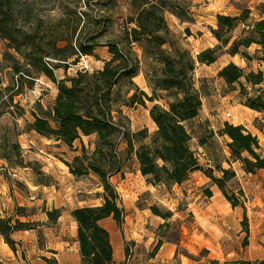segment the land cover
Returning a JSON list of instances; mask_svg holds the SVG:
<instances>
[{"label": "rangeland", "instance_id": "rangeland-1", "mask_svg": "<svg viewBox=\"0 0 264 264\" xmlns=\"http://www.w3.org/2000/svg\"><path fill=\"white\" fill-rule=\"evenodd\" d=\"M176 1L187 7L192 5L190 0ZM15 5L16 24L35 35L38 40L42 39L46 49H49L47 46L50 41L56 38H68L75 44L77 41L97 36L96 42L99 45L95 48L94 55L81 56L76 63L71 58L65 67L63 64L55 68L54 75L58 80L72 77L78 70L86 69L91 72L101 68L111 55L104 44L119 41L126 20L135 14L130 0H16ZM253 5L256 7L253 11L250 10L249 21L259 19L258 14L264 12V4H251ZM245 6L247 3L240 4L239 8ZM189 11L191 21L180 22L168 12L165 18L171 40L195 57L203 47L209 45L212 28L211 22L201 20L194 10ZM246 28L243 26L237 32L241 33ZM64 43L60 40L58 45ZM133 51L141 60V71L133 81L151 95L145 74L151 75L155 71L154 64L142 58V50L138 46H133ZM221 54L222 52L217 58L218 62L213 65L197 63L193 73L195 86L202 93V106L199 116L189 122L187 127L192 134L191 147L201 166L205 168L216 163L226 167L225 162L229 158L227 139L226 136L219 135V131L226 121L232 124L233 121L240 122L239 118L233 120L226 113L231 112L230 106L234 102L243 104L244 100L237 84L227 86L218 77L219 67L223 63ZM254 56L264 63V52L255 53ZM47 60L58 63L53 59ZM243 69L249 71V68ZM29 70L30 73L27 72ZM125 88V85L121 86L122 90ZM245 88L249 94L255 93L250 86L246 85ZM56 94L55 83L32 70L25 58L0 37V144L3 140H7L9 145L18 143L23 161L20 166L15 163L10 165L0 159V177L11 186L12 193L22 191L29 195L25 179L42 180L45 184L51 182L50 186L59 188L60 180L66 184L71 174L65 162L75 165L74 157L81 155L82 144L88 152L95 146V136H84L69 147L28 130L27 123L33 119L32 112L39 107L48 110ZM171 99L173 96L169 92L158 91L155 101L146 102L145 106H123L127 126L132 131L147 128L148 133L152 134L155 126L149 116V109L154 103L165 105ZM254 122L262 128L258 123L260 121ZM119 143L122 166L119 172L111 176L112 179L110 177V182L121 197L124 223L121 228L115 229L117 237L109 232L114 250L123 251L120 255L124 259L118 264H258L264 259V170L251 176L240 175L227 181L225 185L228 194L235 195L245 207L248 228L245 231L241 224L243 208L239 205L231 206L203 171L192 172L181 184L154 186L141 176L134 156L126 155L125 143ZM18 172L22 175H18ZM213 174L220 175L217 171ZM77 178L81 181L75 191L79 200L94 201L100 195L93 192L98 184L100 186L98 176L90 172ZM206 189L211 191V196H207ZM91 190L92 194H88L87 191ZM12 193L6 191L4 198L9 199ZM38 193V196L33 194L36 203L25 208L24 213L29 217L21 219L32 221L34 226L45 219V209H50L47 200L42 197L43 193ZM2 199L3 195L0 194V209ZM150 206L173 213L169 220L170 228H159L164 220L156 217ZM234 208H237L239 215L235 210L231 211ZM59 209L61 213L68 212L70 205H63ZM108 223L115 222L111 219L102 222L109 231ZM159 241L161 245L155 251Z\"/></svg>", "mask_w": 264, "mask_h": 264}, {"label": "trees", "instance_id": "trees-1", "mask_svg": "<svg viewBox=\"0 0 264 264\" xmlns=\"http://www.w3.org/2000/svg\"><path fill=\"white\" fill-rule=\"evenodd\" d=\"M130 2L135 14L126 20L119 41L104 44L111 55L103 66L91 72L78 70L74 76L58 80L54 75L55 68L63 64L65 67L71 58L76 63L81 56L94 55L99 45L97 36L75 44L68 38H56L50 41L47 46L49 49H46L42 39L38 40L16 24V0H0V37L25 58L32 70L45 75L57 87L52 106L48 110L39 107L32 112L33 119L27 123L28 130L69 147L84 136H95V146L91 152L86 151L82 144L81 155L74 157L75 165L65 162L73 176L92 172L98 176L103 187L102 204L77 207L70 212L77 224L81 264H110L113 259L110 234L102 222L111 219L121 226L124 221L121 197L110 182V177L119 172L122 166L118 151L120 141L126 145V155H133L136 159L138 171L148 184H181L192 172L201 170L233 207L244 205L225 189L226 182L236 176L231 162L239 161L245 173L264 170V147L260 145L258 137L244 126L224 122L219 135L229 140L226 143L229 152L226 162L229 167L216 163L206 168L201 166L191 147L192 134L187 127L189 122L199 116L202 106V93L196 88L193 78L196 64H213L226 46L225 52L229 55L240 54L251 60L253 57L247 53V48L252 44L264 48V19L249 21L250 9L247 7H241L237 15L217 14L216 28H212L211 33L219 43L201 50L193 57L171 40L165 18L168 12L180 22L191 21L187 6L176 0ZM240 24L248 27L249 32L243 29L242 35L231 41V32ZM186 30L188 32V28ZM60 40L65 42L64 45H58ZM133 46L142 50L145 61L150 60L154 64L155 71L151 75L145 74L151 95L133 81L141 71V60L133 51ZM47 58L58 63H52ZM17 72L20 73L19 70ZM218 77L227 86H239L244 96L243 104L247 108L264 113V89L260 86L264 82L263 71H245L229 62L218 70ZM122 85L126 87L124 90L121 89ZM246 85L254 90L253 95L246 92ZM158 91L169 92L173 99L165 105L154 103L149 109V116L155 126L153 133L149 134L147 128L132 131L127 126L122 107L145 106L146 102L155 101ZM0 150V159L10 165L15 163L22 166L18 143L9 145L7 140H3ZM214 171L220 175H214ZM205 192L207 196L212 195L209 189ZM150 210L164 220L159 225L160 229L170 228L171 211H162L157 206H150ZM24 211V207H17L13 215L0 217V234L12 249L16 243L11 235L16 230L35 227L32 221L19 218L27 215ZM44 212L49 223H56L62 216L61 211L55 208L45 209ZM241 224L247 231L246 215ZM160 245L159 241L154 250L159 249Z\"/></svg>", "mask_w": 264, "mask_h": 264}, {"label": "crops", "instance_id": "crops-1", "mask_svg": "<svg viewBox=\"0 0 264 264\" xmlns=\"http://www.w3.org/2000/svg\"><path fill=\"white\" fill-rule=\"evenodd\" d=\"M190 1L192 5L188 7L189 10H194L195 13L198 14L197 17H199L201 20H208L209 22H211V28H216L217 14L237 15L239 14L240 10L239 5L243 3H247V6L245 7L249 8L252 11L256 6H251V4H264V0ZM252 13L253 12H251V15ZM258 15L259 19H264V12ZM243 26L244 25L239 26L231 32V41L242 35L243 29L241 33L239 31L237 32V30L243 28ZM247 29L248 27L246 28V30ZM217 44L218 41L213 36H211L209 45L203 47L201 50L209 46H215ZM226 48L227 46L223 48V52L220 56L223 57V63L220 65L219 69L229 62H233L241 68H249L248 70L253 71H257L260 69L264 72V63L256 59L254 56L255 53L261 54V52H264V48H262L261 46L252 44L249 48H247V53L253 57L251 60L243 58L240 54L229 55L227 52H225ZM217 62L218 59L214 63ZM220 80L221 82H223L222 79ZM260 86L264 89V82ZM230 111L231 112H228L230 113V116L231 118H233V120L235 118L240 119V122L234 123L233 121V124L243 125L252 134L258 137L260 145L264 147V113L251 110L241 103L235 104V102L230 106ZM254 121H260L258 123L262 128L260 129V127L255 125ZM252 122L254 123L252 124ZM226 139L227 141H229L227 137ZM225 164L226 167H229L228 163L225 162ZM231 167L236 173L235 178L240 175L251 176L254 174L245 173L242 165L239 162H231ZM18 175L22 174L18 172ZM19 178L21 179V176ZM69 178L72 180H68ZM22 179H24L23 176ZM68 179L66 184L65 182L61 183L62 180H60V183H58L59 188L56 189L53 186H50L51 182H49V184H45L42 182V180L27 181L25 179V184L29 190V195H27L22 191L12 193L13 190L11 189V186H8L9 184L5 183V181L0 177V194L3 195L0 217L13 215L17 207L28 208L29 206L34 205V203H36V200L34 199L35 196L33 194L35 193L36 196H38V192L43 193L42 197L44 200H47V204L50 205V209H59L63 205H70V210L68 212L62 211V216L59 217L56 223L47 222V216L45 215V219H43V221L40 224H37L33 229L19 231L16 230L11 235L12 239L16 243L14 249H12L8 245V243L5 242L3 236L0 234V264H81V257L77 242V224L71 216L70 212L72 209L77 207L102 204V187L98 184V188L93 191L100 194L97 196V198H95L94 201L88 202L86 200H79V197H77L75 191L76 188L79 187L78 184L81 181L79 180V178L72 176L71 174H69ZM6 191L12 193L9 199L4 198L6 196ZM91 192L92 190L87 191L88 194H90ZM242 208V213L244 216L246 215L245 207ZM233 210H235V213L239 215L237 208H234L231 211ZM25 217L29 216H20L19 218L25 219ZM123 223L121 224V226L116 223H108L110 234L113 233V235L117 237L114 231L116 228H121ZM120 253H123L121 249H117L116 251L113 248V259L110 264H118L124 259L123 256L121 257ZM262 261H264V259H262L258 264H261Z\"/></svg>", "mask_w": 264, "mask_h": 264}, {"label": "built area", "instance_id": "built-area-1", "mask_svg": "<svg viewBox=\"0 0 264 264\" xmlns=\"http://www.w3.org/2000/svg\"><path fill=\"white\" fill-rule=\"evenodd\" d=\"M85 70H86V69H85ZM216 90L218 91V89H216ZM226 116H227V117H229V116H230V114H229V113H226Z\"/></svg>", "mask_w": 264, "mask_h": 264}]
</instances>
